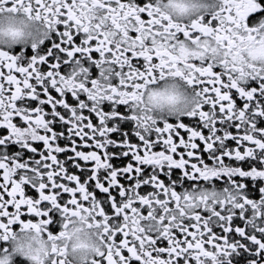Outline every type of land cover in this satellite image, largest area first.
Returning <instances> with one entry per match:
<instances>
[{
    "label": "snow or ice",
    "instance_id": "obj_1",
    "mask_svg": "<svg viewBox=\"0 0 264 264\" xmlns=\"http://www.w3.org/2000/svg\"><path fill=\"white\" fill-rule=\"evenodd\" d=\"M16 3L54 38L0 51V239L19 225L55 241L64 215L88 214L101 264H264V41L239 34L260 0H224L184 26L151 0ZM165 73L199 102L148 128L130 106Z\"/></svg>",
    "mask_w": 264,
    "mask_h": 264
},
{
    "label": "clouds",
    "instance_id": "obj_2",
    "mask_svg": "<svg viewBox=\"0 0 264 264\" xmlns=\"http://www.w3.org/2000/svg\"><path fill=\"white\" fill-rule=\"evenodd\" d=\"M28 0H24V7ZM154 9L159 14L167 16L175 24L190 25L193 21L210 19L225 6L224 0H151ZM14 9V10H13ZM97 22L103 19V14L97 10L93 13ZM245 25L251 31L245 30ZM107 29L111 31L110 24ZM239 34L245 38L251 35L255 39V46L264 41V16L258 17L251 26L246 23V18L241 22ZM54 33L46 25L43 19L37 20L35 14L29 15L23 10L16 0H4L0 3V51L16 53L26 49L41 48L44 42L52 40ZM216 48L215 44L212 45ZM223 50L216 48L214 63L219 64L224 59ZM108 67V66H106ZM80 65H74L79 71ZM118 68L113 70L114 75ZM71 75V73H69ZM77 80L83 82L84 77L77 76ZM108 80H100L107 86ZM199 102L195 91L179 77L165 73L163 78L157 76L154 83L148 84L141 94V102L130 106L141 125L153 126V121H175L183 119L191 112ZM144 131V127L140 128ZM157 213H154L156 215ZM79 216L64 215L59 221L60 231L63 235L55 241L49 239L43 226L39 230L32 227L13 226L7 239H0V264H14L15 258L19 257L26 264H101L98 251H103L102 232L103 227H96V221L91 215ZM66 222V227L64 224ZM146 228L152 231L161 230L160 225L154 221L143 222ZM91 224L92 227L88 225ZM55 244L61 255L52 252ZM208 252L216 255L213 249ZM201 264H212L210 259L201 257Z\"/></svg>",
    "mask_w": 264,
    "mask_h": 264
},
{
    "label": "flooded vegetation",
    "instance_id": "obj_3",
    "mask_svg": "<svg viewBox=\"0 0 264 264\" xmlns=\"http://www.w3.org/2000/svg\"><path fill=\"white\" fill-rule=\"evenodd\" d=\"M146 2H147V0H139V3H141V4L146 3ZM260 3H261V8H260V10H259L258 12H256V13H252V14H250V15L246 18V23H247L249 26H251L255 21H257L258 17L264 16V0H260ZM145 18H146V14H145ZM51 41H52V40H49V41L44 42L43 45L41 46V49L50 46ZM15 51H16V52H20V49L17 48V49H15ZM25 52H26L28 55H31V53H32V49H31V48L26 49ZM94 55H96V54H94ZM45 70H46V69H45ZM68 99H69V101H71V97H70V95H69V98H68ZM121 110H123V109H121ZM184 122H185V123H189V121H188L187 119H185ZM181 131H182V130H181ZM63 143H64V141H61V144H63ZM63 157H64V154H61V158H63ZM81 163H83V162H81ZM69 171H70V172H75L76 170L70 168ZM28 194H29V195H35V193L32 192V191H29ZM23 211H26V209H23ZM23 218H24V219H27L28 217L25 216V217H23ZM217 231H219V230H217ZM238 259H240V258H238ZM14 264H26V262L23 261V260H21L19 257H17V258H15V260H14Z\"/></svg>",
    "mask_w": 264,
    "mask_h": 264
}]
</instances>
